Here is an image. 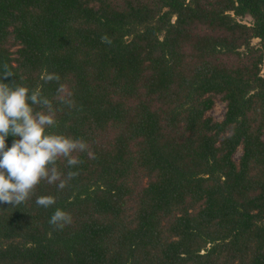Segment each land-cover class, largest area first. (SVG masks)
Segmentation results:
<instances>
[{
	"label": "trees",
	"instance_id": "obj_1",
	"mask_svg": "<svg viewBox=\"0 0 264 264\" xmlns=\"http://www.w3.org/2000/svg\"><path fill=\"white\" fill-rule=\"evenodd\" d=\"M5 64L88 150L0 202V264H264V0H0Z\"/></svg>",
	"mask_w": 264,
	"mask_h": 264
},
{
	"label": "clouds",
	"instance_id": "obj_2",
	"mask_svg": "<svg viewBox=\"0 0 264 264\" xmlns=\"http://www.w3.org/2000/svg\"><path fill=\"white\" fill-rule=\"evenodd\" d=\"M102 39L111 42L107 36ZM3 68L0 75V202L18 204L25 201L43 179L64 188L77 170L69 168L65 174L57 161L63 158L68 166L79 164L76 153L88 150V144L80 137L55 130L57 109L52 99L39 88L10 83L4 77L12 73L7 64ZM58 78L55 73L45 77L47 80ZM59 98L68 105L73 104L67 96ZM10 135L14 139L9 145ZM55 201L53 194L36 197V203L45 207ZM49 222L63 228L72 222V216L66 209L56 207Z\"/></svg>",
	"mask_w": 264,
	"mask_h": 264
},
{
	"label": "rangeland",
	"instance_id": "obj_3",
	"mask_svg": "<svg viewBox=\"0 0 264 264\" xmlns=\"http://www.w3.org/2000/svg\"><path fill=\"white\" fill-rule=\"evenodd\" d=\"M239 18L248 24L253 22V18L251 15L240 16ZM253 42L255 44H259V39L254 38ZM263 68H264V65H263ZM263 73H264V69H263ZM225 111H226V103L219 98L214 108L209 111V114L212 115L216 120H220L224 117ZM241 154H242V148L239 147L238 150L234 154L235 158L238 160Z\"/></svg>",
	"mask_w": 264,
	"mask_h": 264
}]
</instances>
